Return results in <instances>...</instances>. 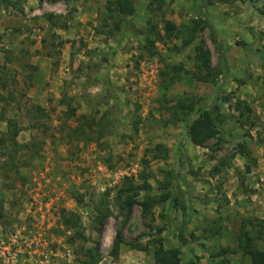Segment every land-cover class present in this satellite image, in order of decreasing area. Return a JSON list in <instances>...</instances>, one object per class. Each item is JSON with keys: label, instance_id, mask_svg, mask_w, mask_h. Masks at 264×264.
Listing matches in <instances>:
<instances>
[{"label": "rangeland", "instance_id": "rangeland-1", "mask_svg": "<svg viewBox=\"0 0 264 264\" xmlns=\"http://www.w3.org/2000/svg\"><path fill=\"white\" fill-rule=\"evenodd\" d=\"M109 1L0 0V140L19 130L0 147V264H90L93 248L98 264H154L160 245L182 264H251L237 237L264 248V0H132V16ZM205 110L217 134L197 147L188 128ZM130 182L151 187L138 202L169 198L124 221L113 200ZM103 195L111 216L95 231Z\"/></svg>", "mask_w": 264, "mask_h": 264}, {"label": "trees", "instance_id": "trees-1", "mask_svg": "<svg viewBox=\"0 0 264 264\" xmlns=\"http://www.w3.org/2000/svg\"><path fill=\"white\" fill-rule=\"evenodd\" d=\"M203 5L211 6L214 3L224 4V5H230L233 4L236 0H201ZM107 11L109 12H117L120 14H124L127 16H132L135 13V8L133 5L132 0H110L108 2ZM180 33L179 28L173 24L172 22L166 21L164 23V37H172L173 35H178ZM191 36L189 39H186L182 42L183 46H187L190 43L193 42L194 39V32L191 31ZM177 37V36H176ZM158 39L161 40L158 36ZM203 65L207 68L208 67V59L204 58L202 59ZM198 80H204L203 77H198ZM191 102V101H189ZM185 102H179L177 104L178 110H184ZM197 105V103L191 102L190 105L187 106V112L192 113L194 111V107ZM237 111L240 112V116H242V108L240 104L237 105ZM216 111L211 110H205L202 112H199L197 116L192 120L189 128H188V138L194 146L197 147H207V142L211 139H213L217 134V128H216ZM96 124L94 122H90L88 124V130L89 133H93V126ZM86 129L83 127L79 128L75 133L79 136H84L87 134ZM18 128L15 122H9L8 129L6 133L3 135V138L0 140V147H5L6 142L10 143L12 146H16V137L18 135ZM91 138V137H90ZM240 153L243 155H248V152L243 149L241 145H239ZM151 189L150 185L147 182H143L142 184H134L132 182L125 185V188L121 190L117 196L113 200V205L117 208L118 212L121 213L124 216V221L129 219L132 207L134 204H138L141 209L143 215L146 217L150 215L151 209L154 205L165 202L168 200L169 196H151L146 195L144 196L143 201L138 202L137 198L140 196L141 192L149 191ZM78 203H82V200H78ZM93 222H94V228L95 231H99L101 229L102 224L104 221L111 216V210H110V202L107 200V197L103 195L102 198H100L99 201L95 202L93 206ZM3 212L2 207L0 205V220H3ZM61 225L68 230H73L74 235L78 239L86 240V237L83 232H79L80 229V218L78 215L68 213V212H62L61 214ZM244 227H242L243 229ZM238 244L240 248H242L243 253L246 254L251 261V264H264V248L259 249H253L252 248V239L249 237L247 232H242V235L240 234L237 237ZM124 245V239H123V233L121 229H119L116 232L115 238L112 243V248L110 252V256L113 259H116L118 257L119 251L121 249V246ZM130 248L133 250L138 251H146L144 247H142L139 244H132L130 245ZM180 250L177 248L172 249H163V247L160 245V247L154 252L153 258H154V264H182L180 259ZM219 256L222 255L218 254ZM85 256L88 257V262L90 264H98L99 263V256L97 253V250L93 248L92 251H87L85 253Z\"/></svg>", "mask_w": 264, "mask_h": 264}]
</instances>
